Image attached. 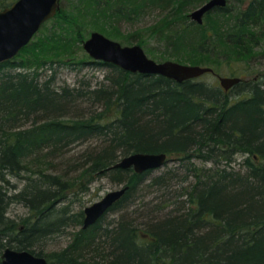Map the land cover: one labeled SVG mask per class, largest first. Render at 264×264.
I'll return each instance as SVG.
<instances>
[{
    "label": "trees",
    "instance_id": "16d2710c",
    "mask_svg": "<svg viewBox=\"0 0 264 264\" xmlns=\"http://www.w3.org/2000/svg\"><path fill=\"white\" fill-rule=\"evenodd\" d=\"M202 1L60 0L48 33L33 39L35 33L16 59L0 64V236L6 237L0 252L8 246L42 255L39 247L48 237L70 224L81 225L83 211L69 214L68 194L75 187L88 191L95 179L106 177L115 185H129L112 208L121 210L119 221L100 227L101 218L79 228L68 247L43 254L49 264H98L81 258V250L95 244L100 264H264L260 80H241L229 94L204 81L131 74L86 52L79 59L76 55L85 33L92 28L113 32L110 18L135 11L141 2L167 10L149 33H157L168 55L216 71L227 63V41L238 48L253 42L254 26L264 22V0H228L236 7L213 10L219 19L207 17L210 32H198L185 21L186 12ZM226 11L232 19L228 28ZM89 21L96 25L87 27ZM134 34L140 37L136 32L123 35L126 42ZM237 52L239 60H247L244 50ZM64 63L106 70L96 86L81 81L55 88L53 65ZM43 67L50 75L40 80ZM80 144L86 147L77 157H64ZM188 150L193 153L184 155ZM133 151L181 155L184 180L192 174V182L182 186L190 201L187 211L135 215L139 207H147L140 197L132 207L137 189L165 183L163 175L149 178L150 170L138 174L131 168H111ZM61 165L65 169H58ZM73 171L78 175L71 177ZM11 178L22 180L21 186ZM14 203L28 211L17 222L8 213ZM153 207L160 210L149 205V211ZM138 216L143 218L139 222Z\"/></svg>",
    "mask_w": 264,
    "mask_h": 264
},
{
    "label": "rangeland",
    "instance_id": "374dc122",
    "mask_svg": "<svg viewBox=\"0 0 264 264\" xmlns=\"http://www.w3.org/2000/svg\"><path fill=\"white\" fill-rule=\"evenodd\" d=\"M3 1L2 4H0V10L4 7L9 6L13 0H11L9 5H7L9 0H0ZM135 2L138 0H134ZM64 5V4H63ZM133 6V4H131ZM143 6V7H139ZM236 7V4L233 2L226 3L225 7ZM134 10H130V13L127 15H120L115 16V18H110L109 23L114 24L113 32L108 33H102L103 35L107 36L108 38L115 40L119 42L121 45H129L134 44L137 41V36L134 34L133 38H128V44L126 43L127 38H125L123 35H130L133 33H139L141 39L144 40V44L146 46V56L155 60L156 62H161L163 60H173L175 59L173 57H169L172 55H168V52H165L162 45L159 44L160 40L158 39L157 33L155 35H151L149 33L154 25H160V20L162 18L163 12L160 13L159 9H150L149 4L145 3H138L134 5ZM54 17V16H53ZM52 18H49L48 20L44 21L40 28L37 30L35 36L33 39H36V36L44 35L47 32V28L51 26L52 23L55 22ZM212 20L216 21L219 19L220 15L211 13L209 16ZM224 19H226L224 17ZM231 13H227V28L230 25L231 21ZM96 23V22H95ZM93 21L86 22V26L95 24ZM110 24H106V26H109ZM96 25V24H95ZM87 26V27H88ZM255 34L253 36V42L252 43H246L244 46L238 48L235 46H232L230 42L227 41V63L221 64V66L218 68L217 73L221 74L222 76L227 77H241L243 79L249 80L251 78H263L264 75V22L259 24V26H254ZM92 31H98L97 29H91L87 33H85L84 40L88 38L90 33ZM117 31V32H116ZM199 32V30H197ZM118 33H121L119 35ZM109 34V35H107ZM83 40V41H84ZM33 41V40H32ZM81 44V43H80ZM145 48V47H144ZM242 48V49H241ZM22 49V48H21ZM20 49V50H21ZM238 50H244L245 54L242 57H247L246 61H241L240 58V52H237ZM236 52V53H235ZM85 53V50H83L82 46L81 48H78L76 51L77 59L81 55ZM249 58V59H248ZM178 62V61H177ZM182 63V62H180ZM190 64V63H189ZM199 65V64H198ZM247 65L249 66L247 68ZM91 67V66H90ZM88 67V66H82V65H74L71 67L69 64H61L53 65V69L56 70V73L54 75V81L53 85L54 87H59L61 85H67V86H74L77 85L79 82L84 81L85 83H90V85H95L97 82L100 81L102 78V71L100 69L94 68V67ZM41 75L40 80L44 79L48 75H50V70H45V67L40 69ZM196 80L204 81L209 84L219 85L218 76L214 75L213 73H206L197 78ZM229 89V88H228ZM227 89V90H228ZM235 90H230L228 92L229 94L234 93ZM86 145L80 144L73 146L70 151L65 154L64 157L67 158H74L77 157L78 152L82 151ZM241 156H238L237 161L239 160ZM58 161V159L56 160ZM171 165V162L170 164ZM61 168L58 169H65V165H61ZM164 166L158 167L154 169L150 175H157L158 173H161L164 171ZM78 171L70 172V176H77ZM14 181V180H13ZM16 182V181H15ZM22 181L17 183L20 185ZM119 185L113 184L108 178L106 177H98L95 179L89 186L88 191H78V189L75 187L73 189V193H69L68 196L65 198V205L69 206V214L78 213L80 210H82L85 206H88L89 204L97 201L100 197H102L107 191L113 190L117 188ZM174 186H178V184H175ZM78 187V186H77ZM164 190L158 187L154 188H143L139 189L135 195H133L131 198L135 199L134 204L132 207H135L138 203H140V200L137 199V197H140V199L143 200H152V202H162L164 201L163 196ZM151 202V201H150ZM151 202V203H152ZM129 208V207H128ZM131 208V207H130ZM144 208L147 209L145 206H141L137 209L135 215L139 214L144 210ZM27 209L23 205H20L18 203H14L10 206L8 213L12 217H18V220L20 218H25L27 216ZM119 212H108L103 220L102 223H111L112 219L116 215H118ZM141 217H137L136 221H141ZM17 220V221H18ZM80 228V225H72L65 226L62 232L52 234L50 237L46 239L43 245H41L39 248L42 250V254H51V253H57L65 249V247H68L69 244L72 241V238L74 237V234L78 231ZM95 244V243H94ZM96 245V244H95ZM93 246L92 248L89 247L86 250H81V258L87 260V261H97L98 264H100L101 259L95 252L98 249V246ZM98 245V244H97ZM97 255V256H96Z\"/></svg>",
    "mask_w": 264,
    "mask_h": 264
},
{
    "label": "water",
    "instance_id": "95a60500",
    "mask_svg": "<svg viewBox=\"0 0 264 264\" xmlns=\"http://www.w3.org/2000/svg\"><path fill=\"white\" fill-rule=\"evenodd\" d=\"M60 0H15L0 10V62L6 61L17 54L25 46L42 23L53 17L59 9ZM226 0H209L201 8L192 13L201 21L204 12L216 5L223 6ZM84 50L93 59L114 62L131 72H155L182 81L201 74L212 72L208 66L182 64L177 61L165 60L156 62L146 56L139 45H121L101 32L92 31L83 43ZM241 80L240 77L218 76L219 84L225 89ZM264 87V76L262 78ZM165 158L164 154L136 153L124 156L112 167H133L135 171L154 168ZM127 189L111 190L100 201L84 208L83 228L94 223L105 209ZM2 264H48L42 256H36L27 250L5 248Z\"/></svg>",
    "mask_w": 264,
    "mask_h": 264
},
{
    "label": "bare ground",
    "instance_id": "6f19581e",
    "mask_svg": "<svg viewBox=\"0 0 264 264\" xmlns=\"http://www.w3.org/2000/svg\"><path fill=\"white\" fill-rule=\"evenodd\" d=\"M209 0H203L201 3H199V4H197L196 6H193V7H191L187 12H186V22L187 23H190V24H192V26L193 27H195V28H193V29H196V30H199V31H201V30H206V32H210L209 31V29H208V27H207V17L212 13V12H214L213 10H215V9H217V10H219L218 8H224L225 6L223 5V6H219V5H216V6H214L213 8H210L209 10H207L206 12H204L203 14H202V16H201V21H199L198 19H196L195 17H192V13L195 11V10H197V9H199V8H201L204 4H206L207 2H208ZM59 6H60V3H59ZM226 9V8H225ZM159 11H160V13L161 12H163L162 10H160L159 9ZM165 12H167V10H164V12H163V14H162V18L161 19H163V17H164V14H165ZM225 12V11H224ZM56 14V13H55ZM224 14V16H226L227 15V11H226V13H223ZM52 18V17H51ZM162 22V20H160V23ZM155 26H157V25H154L153 27H155ZM107 37V36H106ZM85 41V40H84ZM84 41H82L81 42V46H82V48H83V50H84V47H83V43H84ZM119 43V42H118ZM127 44H128V42H126ZM131 45H139L141 48H142V50H143V52L145 53V52H147L146 51V46H145V44H144V40L143 39H141V38H139V37H137V41L133 44H129V45H127V46H131ZM145 47V48H144ZM86 52V51H85ZM146 54V53H145ZM16 57H17V54H15L12 58H9V59H7L6 61H8V60H12L13 58L14 59H16ZM169 57H171V56H169ZM94 60H97V61H99V62H101V63H106V64H111V65H114V66H117V67H119L120 69H122L123 71H125V72H129V73H131V74H141V75H160V76H163V77H166V78H169V79H172V80H174V81H176V82H183V81H186V80H196L197 78H199L200 76H202L203 74H201V75H199V76H195V77H191V78H188V79H184V80H182V81H177V80H175V79H173V78H171V77H168V76H166V75H163V74H160V73H155V72H146V73H143V72H139V71H136V72H131V71H129V70H126V69H124V68H122V67H120L119 65H117V64H115L114 62H111V61H106V60H103V59H94ZM6 61H2V62H0V64H2V63H4V62H6ZM163 61H165V60H163ZM173 61V60H172ZM182 64H189L188 62H182ZM192 65H198V64H192ZM91 68V67H90ZM97 69H100L101 71H102V78L100 79V81L103 79V73H104V70H106V67L105 66H98L97 67ZM12 71V70H11ZM216 74H217V76H222L221 74H219V73H217V71H214ZM208 73V72H207ZM204 74H206V73H204ZM241 78V77H240ZM39 79H40V77H39ZM241 80H244L243 78H241ZM240 80V81H241ZM99 81V82H100ZM199 81V80H198ZM99 82H97L94 86H96ZM90 84V83H89ZM61 86H65V85H61ZM67 86V85H66ZM75 86V85H74ZM91 86H93V85H91ZM218 86H220L221 88H222V90H224V91H226L227 92V89H225L224 87H222L220 84L218 85ZM53 87H54V85H53ZM60 87V86H59ZM56 88V87H55ZM140 151H133V152H131V153H129V154H127V155H130V154H136V153H139ZM141 153H151V152H141ZM193 152L192 151H190V150H188L187 152H185V153H183L184 155H187V156H189V155H191ZM151 154H157V155H159V154H164L165 155V158H164V160L159 164V165H157V166H155L154 168H149V169H146V170H143L142 172H137V171H135L134 170V168L131 166V167H126V168H131V169H133V171L135 172V173H138V174H140V173H143V172H145V171H147V170H150V172L149 173H151L154 169H156V168H158V167H165L164 168V171H162L161 173H158L157 175H149L148 177L150 178H152V177H156V176H159V175H163V178H164V183H165V185H162V186H152V187H147V186H145V185H142V186H140L138 189H137V191L139 190V189H143V188H154V187H158V188H161V189H163L164 190V192H163V196H164V201H162V202H152V200H144V201H147V204H145V205H147V209L146 208H144V210L142 211L143 212V215L145 214V213H148V212H153V215H157V216H162V215H166V214H180V213H182V212H184V210L185 211H187V207L190 205V201L189 200H187V198H186V196L184 195V192H183V188L187 185V182H188V184H190L191 182H192V174H189V175H187L188 176V178H187V180H184V174H185V172H184V169L182 168V165H181V162H180V159H181V155H179V154H170V153H168V152H163V151H159V152H152ZM127 155H124V156H127ZM124 156H122V157H124ZM122 157H120L119 159H118V161H120V159L122 158ZM117 161V162H118ZM197 162L196 161V157H192L191 158V162ZM117 162H115V163H117ZM170 162H171V165H169L170 164ZM114 163V164H115ZM113 164V165H114ZM112 165V166H113ZM111 166V168H115V167H112ZM119 167V166H118ZM120 168V167H119ZM14 180V181H13ZM16 181V182H15ZM17 181H18V183L20 182V181H22V180H17V179H13V178H11V183H16L18 186H21V185H19L18 183H17ZM22 183V182H21ZM20 183V184H21ZM175 184H178V186H174ZM125 186H127V188H128V184H125V185H119L117 188H115L116 190H121V189H124L125 188ZM182 186H183V188H182ZM114 190V189H113ZM111 191V190H110ZM109 191H107L102 197H100L97 201H95V202H98V201H100L103 197H105V195L108 193ZM125 192H126V189H125V191L123 192V195L125 194ZM123 195H121L119 198H117L115 201H113L106 209H105V211L97 218V220L94 222V223H92V224H90L89 226H87V227H85V228H83V219H84V208L85 207H87V206H85L83 209H82V211H83V215H82V220H81V225H80V228L81 229H87V228H89L90 226H92L93 224H95L97 221H100L101 220V218H102V220H103V218H104V216L108 213V212H114V211H116V212H119V214L118 215H116L115 217H114V219H112V221H111V223H106V224H103L102 223V220H101V224H100V227L101 226H105V225H107V226H109V228L111 227V225H114V224H116L118 221H119V216H120V214H121V210L120 209H116V210H113L112 208H113V206L115 205V203L118 201V200H120V198L123 196ZM143 200V199H142ZM152 203H151V202ZM94 203V202H93ZM93 203H91V204H93ZM18 204H20V203H18ZM91 204H89L88 206H90ZM20 205H22V204H20ZM149 205L150 206H157V207H159L160 208V210H158L157 208H155V207H153L150 211H149ZM165 205H166V207H165ZM163 207H165V208H163ZM27 209V208H26ZM161 211V212H160ZM9 217L10 218H12L13 220H15L16 222H17V220H18V217L16 218V217H11L10 215H9ZM144 220H145V222H150V220L151 219H148V218H145L144 217ZM142 230H143V232H144V234H147V235H149V233L148 232H146V230H144V228H142ZM73 239V238H72ZM6 242V237L5 236H0V243H5ZM2 248V250H1V252H0V264H2V254H3V252H4V250H5V248H10V247H8V246H3V247H1ZM11 249H14V248H11ZM15 250H25V249H15ZM27 251H29V250H27ZM30 253H32V254H34V255H36V256H42V257H44L45 259H46V257H45V255H38V254H35V253H33V252H31V251H29ZM47 260V259H46ZM48 262V261H47ZM49 264V263H48Z\"/></svg>",
    "mask_w": 264,
    "mask_h": 264
},
{
    "label": "flooded vegetation",
    "instance_id": "af4514ba",
    "mask_svg": "<svg viewBox=\"0 0 264 264\" xmlns=\"http://www.w3.org/2000/svg\"><path fill=\"white\" fill-rule=\"evenodd\" d=\"M226 3H228V0H226ZM226 5V4H225ZM224 5V6H225ZM209 73H213L214 75H216L217 76V74L214 72V71H212V72H209ZM264 76V75H263ZM254 79H259L260 80V78H256V77H254ZM244 80H246V79H244ZM240 82V81H239ZM238 82V83H239ZM237 84V83H236ZM236 84H234L233 86H231L227 91L228 92H230V90L236 85ZM261 84H262V79H261ZM262 87H263V85H262Z\"/></svg>",
    "mask_w": 264,
    "mask_h": 264
}]
</instances>
